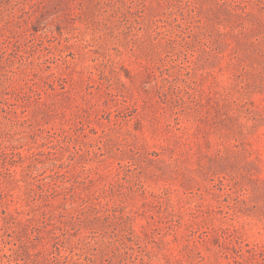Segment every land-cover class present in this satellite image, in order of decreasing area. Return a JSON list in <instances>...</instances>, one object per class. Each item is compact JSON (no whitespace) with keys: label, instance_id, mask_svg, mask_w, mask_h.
<instances>
[{"label":"rangeland","instance_id":"obj_1","mask_svg":"<svg viewBox=\"0 0 264 264\" xmlns=\"http://www.w3.org/2000/svg\"><path fill=\"white\" fill-rule=\"evenodd\" d=\"M0 264H264V0H0Z\"/></svg>","mask_w":264,"mask_h":264}]
</instances>
